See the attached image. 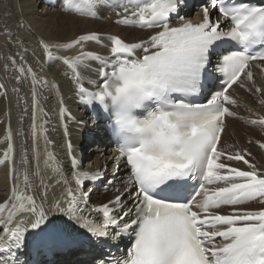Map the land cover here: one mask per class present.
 Segmentation results:
<instances>
[{"label":"snow or ice","instance_id":"obj_1","mask_svg":"<svg viewBox=\"0 0 264 264\" xmlns=\"http://www.w3.org/2000/svg\"><path fill=\"white\" fill-rule=\"evenodd\" d=\"M106 2L60 0V6L96 18ZM107 6L123 10L116 13L118 24L160 30L139 42L106 37L111 45L106 57L85 49L104 39L97 32L64 44L41 38L39 44L49 61L60 60L71 70L80 101L108 113L119 155L105 187L114 186L124 160L129 173L120 181L123 190L116 188L107 202L90 204L93 188L86 186L103 181L105 171L82 170L72 156L71 183L57 164V183L66 187L49 200L45 185L38 203L25 174L24 189L14 187L0 203V264H42L34 257L85 244L99 253L89 264H264V207H237L264 204V172L246 159L251 156L246 149L218 148L224 118L237 117L229 90L238 85L264 96L251 71L254 61L264 62V0H198L196 5L190 0H116ZM190 8H198L199 20L186 19ZM214 13L219 14L215 20ZM53 49H76L77 54L61 57ZM90 61L98 63L101 78L94 90L80 77V68ZM255 67L264 72V63ZM19 71L33 77L35 106V84L41 81L31 67ZM213 71L222 78L220 90L203 103L194 102L209 87ZM259 103L264 105V98ZM65 113L61 107L62 119ZM33 121L35 136V112ZM246 122L264 127V116ZM257 144L264 149V142ZM11 148L0 164L10 158ZM68 148L71 155V143ZM49 161H55L51 153L45 165L52 167ZM225 161L243 162L250 170ZM190 180L197 181L195 190ZM224 207L231 211L222 213ZM126 238L131 244L121 250Z\"/></svg>","mask_w":264,"mask_h":264},{"label":"bare ground","instance_id":"obj_2","mask_svg":"<svg viewBox=\"0 0 264 264\" xmlns=\"http://www.w3.org/2000/svg\"><path fill=\"white\" fill-rule=\"evenodd\" d=\"M115 2L116 0H107L104 6L98 7V16L92 18L62 11L60 0H0V86H2L0 87V159L4 158V152L8 151L9 144L12 145L10 158L4 164H0V203H4L12 196L14 187L24 189L25 174L29 177L31 186L29 192L36 196L38 203L44 195L45 185L48 186L49 200L52 196H59L66 185L57 183L60 176L53 172V167L58 164L71 183L72 156H75L82 170L105 171L103 181L96 182L95 187L91 183L86 186L85 190L93 188L90 204L107 202L117 194L115 189L121 188L120 181L126 179L129 173L124 160L120 161V171L113 181L114 186L105 190V185L112 178L113 169L116 167L114 158L119 155V149L108 132L107 122L102 118L98 121L93 118L87 105L83 104L76 94L77 85L71 70L60 60L49 61L39 44L41 38L53 44H64L79 35L97 32L104 39L99 44L89 42L85 45V49L106 57L110 55L111 46L106 37L118 35L126 42H139L147 40L149 36L160 30L141 29L116 23L120 18L116 13H122L123 10L107 6V3ZM194 16H198L197 12L189 15L188 18ZM173 21L175 26L178 21L176 19ZM53 52L61 57L77 54L76 49H53ZM138 54L142 55V52L138 50ZM214 62L215 59L213 67ZM257 63L264 62L253 63L256 86L264 92V72L255 67ZM21 66L25 70L31 67L36 79L41 81L35 84L37 101L35 106L33 77L27 71L21 73L19 71ZM98 68L99 65L95 61H90L87 67L80 68L81 82L90 90H94L96 84L101 82ZM217 77L218 74L213 71L212 81L217 82L219 80L216 79ZM43 81L47 83L44 84ZM90 81H95V84ZM208 83V88L213 89L215 84L210 81ZM248 83L250 86V82ZM205 89L201 94L205 93ZM229 91L237 101L236 106H230L231 110L237 113V117L224 118L225 130L221 133V143L218 148L230 153L246 149L251 153L246 159L264 172V149L259 148L257 144V141L264 142V127L246 122L264 116V105L259 103L264 96L256 93L254 88L248 90L238 85ZM61 107L66 109L63 119L60 116ZM34 112L37 126L35 136L33 135ZM89 140L97 143L92 146L93 156L88 154L89 151L82 153L90 143ZM69 143L72 145L71 155ZM49 153L55 157L54 162L49 161L52 167L45 165ZM225 162L233 167L250 170L243 162ZM37 172L39 175H36ZM237 207L259 210L264 204L254 201ZM230 211V207L221 209L222 213ZM124 240L120 242L121 245L127 244V238ZM83 252L74 250L64 255L60 263L69 261V264H72L71 260H73V264H89L88 259L91 258L92 261L99 255L97 250L92 249L88 251L92 257L74 258Z\"/></svg>","mask_w":264,"mask_h":264},{"label":"rangeland","instance_id":"obj_3","mask_svg":"<svg viewBox=\"0 0 264 264\" xmlns=\"http://www.w3.org/2000/svg\"><path fill=\"white\" fill-rule=\"evenodd\" d=\"M90 143L87 144L86 148H84V150H82V153L83 151H89L88 154H90L91 156H93V149H92V146H95L97 143H95V141H92V140H89ZM95 152V151H94Z\"/></svg>","mask_w":264,"mask_h":264}]
</instances>
